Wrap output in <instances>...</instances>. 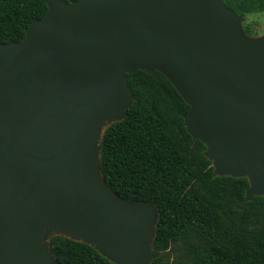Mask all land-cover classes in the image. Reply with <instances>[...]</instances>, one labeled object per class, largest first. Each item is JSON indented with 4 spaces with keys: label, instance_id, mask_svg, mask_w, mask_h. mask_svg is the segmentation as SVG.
<instances>
[{
    "label": "water",
    "instance_id": "1",
    "mask_svg": "<svg viewBox=\"0 0 264 264\" xmlns=\"http://www.w3.org/2000/svg\"><path fill=\"white\" fill-rule=\"evenodd\" d=\"M19 42L0 43V264H59L50 241L114 264H151L153 203L101 171L105 131L134 102L128 75L160 72L190 110L214 176L264 198V35L225 0H48Z\"/></svg>",
    "mask_w": 264,
    "mask_h": 264
},
{
    "label": "trees",
    "instance_id": "2",
    "mask_svg": "<svg viewBox=\"0 0 264 264\" xmlns=\"http://www.w3.org/2000/svg\"><path fill=\"white\" fill-rule=\"evenodd\" d=\"M47 3L0 0V43L22 40L28 25L45 16ZM225 3L244 20L264 12V0ZM244 29L253 36L249 26ZM128 79L134 102L104 133L101 171L121 198L156 205L153 248L160 256L151 264H170L165 251L179 243L185 249L180 264H264V226L252 227L247 213L264 212V198L246 201V178L214 176L205 146L185 126L189 106L160 72L139 70ZM236 191L243 214L233 208ZM50 244L59 264H114L81 242L54 237Z\"/></svg>",
    "mask_w": 264,
    "mask_h": 264
},
{
    "label": "rangeland",
    "instance_id": "3",
    "mask_svg": "<svg viewBox=\"0 0 264 264\" xmlns=\"http://www.w3.org/2000/svg\"><path fill=\"white\" fill-rule=\"evenodd\" d=\"M244 25L249 26L252 35L255 37L264 35V12L248 15L243 21V27ZM232 203L233 208L236 212H238L239 214L244 213V210L240 206L242 201L239 195V191H236ZM247 213L249 214L250 218L248 220L252 224V227L262 228L264 226L263 211L247 209ZM181 244L182 243L176 245L172 244L165 251L167 261H169L170 264H173L174 262L180 264V262L182 261L185 249L182 247Z\"/></svg>",
    "mask_w": 264,
    "mask_h": 264
}]
</instances>
